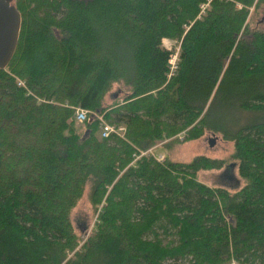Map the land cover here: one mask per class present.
Wrapping results in <instances>:
<instances>
[{
	"label": "trees",
	"instance_id": "obj_1",
	"mask_svg": "<svg viewBox=\"0 0 264 264\" xmlns=\"http://www.w3.org/2000/svg\"><path fill=\"white\" fill-rule=\"evenodd\" d=\"M13 2L19 37L0 68V264H264V28L249 24L264 0ZM163 38L178 47L172 70ZM71 106L123 124L124 136L99 137L91 113L78 130ZM206 132L232 142L238 189L197 179L222 158L133 160ZM87 186L101 208L78 246L71 212Z\"/></svg>",
	"mask_w": 264,
	"mask_h": 264
},
{
	"label": "rangeland",
	"instance_id": "obj_2",
	"mask_svg": "<svg viewBox=\"0 0 264 264\" xmlns=\"http://www.w3.org/2000/svg\"><path fill=\"white\" fill-rule=\"evenodd\" d=\"M252 8H250L251 10ZM252 11V10H251ZM250 11V12H251ZM250 26H258L264 28V8H260L256 12H251L249 15ZM165 39V38H163ZM162 43L167 45L171 50L175 45V41L170 39L162 40ZM164 46V45H163ZM174 50V49H173ZM23 82V81H22ZM22 85V84H21ZM115 86L110 89V91L105 95V102L109 103L111 101L110 93L114 92ZM74 112V108L78 106H71ZM89 111V110H88ZM98 121V130L100 128L102 114H96L89 111ZM88 113V114H89ZM104 120V118H103ZM107 122V121H106ZM75 127L80 130L82 128V123H74ZM98 132V131H97ZM211 132L204 133L200 138L190 139L187 141L183 140L184 134L179 133L171 138L161 140L157 142L156 152H163L168 155V157L175 161L186 162L192 159L196 155H206L210 158H222L228 165L222 167L221 169H211V170H201L197 173V179L199 181L205 182L209 185H220L229 190L238 189L243 185L244 181L240 179L236 164L232 163L233 159L231 153L233 151L232 142L224 141L219 136L211 133L213 136L214 144L209 146L208 144V134ZM98 134V133H97ZM176 139L177 142L173 140ZM171 142V143H170ZM169 145H164V144ZM162 145V146H161ZM154 146V145H153ZM151 146V147H153ZM149 149V148H148ZM88 186L81 199L77 202L76 206L71 212V219L76 232L79 234L78 246L83 243L86 237L96 229V223L98 221L97 214L101 208V204L96 210L91 206L87 198ZM180 264V263H176ZM227 264H236L235 262H229Z\"/></svg>",
	"mask_w": 264,
	"mask_h": 264
},
{
	"label": "water",
	"instance_id": "obj_3",
	"mask_svg": "<svg viewBox=\"0 0 264 264\" xmlns=\"http://www.w3.org/2000/svg\"><path fill=\"white\" fill-rule=\"evenodd\" d=\"M14 0H0V68H5L11 60L18 42L21 15ZM208 144H214L208 134Z\"/></svg>",
	"mask_w": 264,
	"mask_h": 264
},
{
	"label": "built area",
	"instance_id": "obj_4",
	"mask_svg": "<svg viewBox=\"0 0 264 264\" xmlns=\"http://www.w3.org/2000/svg\"><path fill=\"white\" fill-rule=\"evenodd\" d=\"M207 6H208V1L200 4V8H201L200 13H203V11L205 10V8ZM238 6H240V5H238ZM162 40L164 41V39H162ZM163 45L167 49L171 50L167 45H165V44H163ZM177 50H178V47L175 48V51L170 54L169 59H168L171 70L174 69L176 66ZM18 84L21 85V84H23V82L21 80H19ZM88 113H89V111L85 108H82L80 106L75 107L74 112H73V116H72L74 123H76V124L77 123H83L87 119ZM99 118L101 120V123L99 125L100 128L98 130V136L99 137L105 138V137L110 136L111 134H115V135H118L121 137L124 136L125 126L123 124H112V123L106 122L100 116H99ZM156 147H157V145H154L153 147H150L147 150H140L139 153L134 154L133 160H136L141 155H151L154 157L155 160L160 161V162L163 161L166 157V154H164L161 151L156 152V149H155Z\"/></svg>",
	"mask_w": 264,
	"mask_h": 264
},
{
	"label": "bare ground",
	"instance_id": "obj_5",
	"mask_svg": "<svg viewBox=\"0 0 264 264\" xmlns=\"http://www.w3.org/2000/svg\"><path fill=\"white\" fill-rule=\"evenodd\" d=\"M165 40V39H164Z\"/></svg>",
	"mask_w": 264,
	"mask_h": 264
},
{
	"label": "crops",
	"instance_id": "obj_6",
	"mask_svg": "<svg viewBox=\"0 0 264 264\" xmlns=\"http://www.w3.org/2000/svg\"><path fill=\"white\" fill-rule=\"evenodd\" d=\"M162 146V145H161Z\"/></svg>",
	"mask_w": 264,
	"mask_h": 264
}]
</instances>
